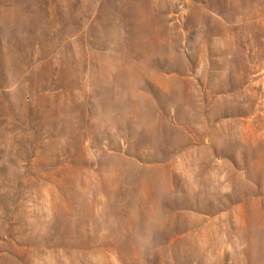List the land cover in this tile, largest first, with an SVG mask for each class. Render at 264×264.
I'll list each match as a JSON object with an SVG mask.
<instances>
[{"label": "rangeland", "instance_id": "1", "mask_svg": "<svg viewBox=\"0 0 264 264\" xmlns=\"http://www.w3.org/2000/svg\"><path fill=\"white\" fill-rule=\"evenodd\" d=\"M0 264H264V0H0Z\"/></svg>", "mask_w": 264, "mask_h": 264}]
</instances>
